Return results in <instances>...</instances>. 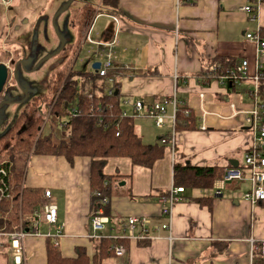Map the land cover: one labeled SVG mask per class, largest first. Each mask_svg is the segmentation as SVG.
I'll list each match as a JSON object with an SVG mask.
<instances>
[{
  "label": "crops",
  "instance_id": "0c3cea01",
  "mask_svg": "<svg viewBox=\"0 0 264 264\" xmlns=\"http://www.w3.org/2000/svg\"><path fill=\"white\" fill-rule=\"evenodd\" d=\"M118 1V8L113 9L103 5L102 0H81V15L86 5L91 7V12L83 33L80 22L66 26L72 28L65 38L66 45L71 44L70 56H74L72 49L80 43L76 62L88 43L92 50L88 54L93 57L83 73L91 74H98L93 69L95 63L102 65L111 56L110 73L114 74L108 79L107 92L118 84L121 104L142 102L146 106L176 96L178 106L190 110L195 128L176 131L172 106L168 107L163 128H158L151 118H140L153 121L160 130L135 125L145 145L167 142L164 157L152 168L135 166L127 158L77 157L70 164L65 157L31 155L23 184L29 189L51 192L52 198L48 201L57 206L58 224L55 227L41 222L39 233L26 238V264H47L48 238L59 243L66 258H76L78 248L86 249L88 256L94 257L95 239L90 238L94 162L102 163V176L110 182V204L103 210L109 223L99 234L104 239L127 242L124 256L109 257L101 264H251L252 259L259 261L258 253L252 252L250 240H264V202L252 206L243 200L252 189L250 182L246 179L231 183L217 192L215 184L220 178L213 189L184 191L174 186V167L175 164L218 167L222 173L231 163L244 167L252 133L242 112L252 106L253 84L250 79L238 85L215 80L207 83L198 75L212 66L216 58L237 60L239 66L247 61L249 76L255 74L257 46L246 35L259 30L264 39V3L256 19L242 10L251 0ZM46 3L47 0H15L8 9L0 5L10 14L9 20L0 21L16 31L20 30L19 25L25 24L31 29V22L39 20L41 12L48 9L49 3ZM261 65L264 73V59ZM89 78H81L80 90L84 97L93 92ZM123 109L129 111L132 106ZM176 189H180L181 201L173 205L170 216H165V199ZM201 198L212 199V210L196 202ZM132 218L150 221L147 225L137 224L133 231L134 238L145 234L144 239L131 240L128 222ZM164 225H171V230L163 229ZM58 229L64 235L62 238L55 237ZM10 263V254L5 250L0 254V264Z\"/></svg>",
  "mask_w": 264,
  "mask_h": 264
},
{
  "label": "trees",
  "instance_id": "16d2710c",
  "mask_svg": "<svg viewBox=\"0 0 264 264\" xmlns=\"http://www.w3.org/2000/svg\"><path fill=\"white\" fill-rule=\"evenodd\" d=\"M102 3L113 9L119 6L118 0H102ZM90 12L91 7L86 5L80 19L82 33ZM215 63H219L221 68L214 75H211L209 67L199 73V78L204 82L218 81L223 71L239 67L238 61L234 59L216 58L213 61V64ZM20 69L19 67L18 70ZM113 74L114 72H109L108 76L100 77L99 74L75 72L73 67L70 69L62 67L48 82L47 92L28 101L25 110L14 124L0 135V170L4 169L7 173L3 178L8 188V197L0 200V231L18 230L20 220L25 229H31L37 221L36 214L49 202L42 190L29 189L23 184L26 165L31 155L65 157L70 164H73L77 157H89L93 160L127 158L133 165L143 168H152L164 157L167 142L151 147L145 145L136 132L134 118L122 117L124 109L119 95V85L115 84L111 88L115 90L113 95L107 94L108 79H111ZM79 77L92 81V101L81 94ZM9 88L8 82L2 94L5 95ZM40 99L42 103H48L49 110L46 114L38 111L37 115H33L41 105ZM74 112L76 117L72 116ZM48 115L49 118H57L60 125L67 124L61 127L68 131V139H63L57 145L53 142V134L45 136L42 130V127L46 126L45 118ZM193 123L190 110L178 107L175 130L194 129ZM102 170V163L92 164V193L101 192L109 197L110 182L102 176ZM222 174L218 167L201 168L175 164L174 186L184 191L213 189L214 183ZM92 200L94 203L97 201L94 197ZM196 202L210 210L213 208L210 198H201ZM56 242L52 238L47 239V264H101L105 259L115 256V247L127 245L126 241L111 238L94 240L96 253L93 258L88 256L86 249L78 248L76 258L70 259L62 255Z\"/></svg>",
  "mask_w": 264,
  "mask_h": 264
},
{
  "label": "built area",
  "instance_id": "2783aa9c",
  "mask_svg": "<svg viewBox=\"0 0 264 264\" xmlns=\"http://www.w3.org/2000/svg\"><path fill=\"white\" fill-rule=\"evenodd\" d=\"M15 0H0V5L9 8L13 5ZM264 0H251L248 5L242 8V10L248 14H253L254 18H258L261 6ZM246 39L256 43L257 46V57H256V72L253 76H249L247 61H243L241 65L236 69H227L223 71L219 82L221 84L231 83L234 85L240 84L242 81L250 79L252 82L253 90L250 92V97L252 100V106L249 110L242 112L245 116V124L249 127L252 133V144L248 152L244 156V167H233L229 166L225 168L222 177L215 184V190L220 192L225 189L226 185L231 183H237L240 181L248 180L251 183L252 189L246 193L243 200L251 204L252 206L260 205L264 202V73L262 71L261 60L264 59V39H262L261 34L258 30L257 33L247 34ZM90 40V39H89ZM113 68V63L111 56L108 60L103 63L98 70V74L101 77L108 76L110 70ZM221 65L215 63L209 67L211 70V75H214ZM114 89L108 90L107 94L109 96L113 95ZM85 97L92 101L93 94L87 93ZM201 99L204 98L203 95L200 96ZM123 107L132 106V113L123 110L122 117L128 118H151L155 121L158 128H163L166 120V115L168 107H173V124L176 122V112L178 102L176 96L170 100H164L162 102H156L151 106H146L142 102H136L131 104L129 101L122 102ZM232 109L236 110L235 105L231 106ZM189 114V112H187ZM240 112H236V115ZM73 117H76V112L73 113ZM62 126H66V123H62ZM205 129V128H203ZM174 132V131H173ZM174 134V133H173ZM4 169L0 170V200L7 195V185L4 182L6 175ZM107 183L105 184V187ZM45 197L49 200L52 198L51 192L46 191ZM96 198L97 201L93 202V213L90 217V226L93 234L90 235L91 239L101 240L104 239L99 234L104 231L106 225L109 223V219L104 215L103 210L110 204V198L104 196L101 192L93 193L92 198ZM165 201L167 204L163 208V214L170 216L172 214V207L174 204L181 201L180 189L173 190L171 195H167ZM37 221L31 229H25L22 221L20 220L19 229L14 232H6L4 230L0 231V254H3L5 250L10 254V261L12 264H26V246L25 241L28 236L37 235L39 233V223L43 222L48 225L57 227L58 224V209L55 203L48 202L37 214ZM147 225L150 221L147 219H136L132 218L129 220V228L131 232V240L133 239H144L145 234L141 238H134L133 231L137 224ZM163 229L171 230V225H164ZM146 233V232H145ZM64 235L60 229L57 230L55 237L62 238ZM170 242L174 240L172 236L169 237ZM252 246V252H256L259 255L260 260L254 261L252 259L251 264H264V240H250ZM56 246L59 245L58 242L55 243ZM115 255L122 257L127 253V248L125 246H117L114 248Z\"/></svg>",
  "mask_w": 264,
  "mask_h": 264
},
{
  "label": "rangeland",
  "instance_id": "374dc122",
  "mask_svg": "<svg viewBox=\"0 0 264 264\" xmlns=\"http://www.w3.org/2000/svg\"><path fill=\"white\" fill-rule=\"evenodd\" d=\"M93 1L97 2V0ZM46 4L49 5L48 9L41 12L39 20L31 22V29L27 28L28 24H25L19 25V31H16V28H8V23L1 22L9 20L10 14L0 7V65H6L11 71L10 88L5 95H0V135L14 124L25 110L28 101L47 92V84L57 70L62 67L68 69L73 67L75 72L83 73L86 64L90 62L92 54H88V51L92 50L88 47V43L78 55L76 62L80 43L72 49L73 57L68 50L70 43L62 48L61 39H65L72 30L71 27L66 26H69L71 22L75 26L76 23L79 25L82 12L80 11L81 0H47ZM26 21L25 19L20 23L23 24ZM96 26H98L97 21L94 24L95 28ZM92 37L94 38L95 35ZM66 58L68 59L65 61ZM100 59L103 60V58ZM21 61H24V67L17 70L19 82L15 84L12 72L16 64ZM78 80L79 89H82L81 79ZM48 110V103L41 101L39 109L34 111L33 115H37L38 111L46 114ZM128 113L132 111L129 110ZM48 117L49 115L45 118L46 126L42 127L45 136L53 134V142L56 145L63 139H68V131L62 129L58 119ZM134 124L155 128L153 121L140 118H136ZM156 130L160 131L155 128Z\"/></svg>",
  "mask_w": 264,
  "mask_h": 264
},
{
  "label": "water",
  "instance_id": "95a60500",
  "mask_svg": "<svg viewBox=\"0 0 264 264\" xmlns=\"http://www.w3.org/2000/svg\"><path fill=\"white\" fill-rule=\"evenodd\" d=\"M66 9H67V7H66ZM61 40H62V48H64L65 45H66V40L63 39V38ZM22 66L24 67V61L18 62L16 64V66H15L14 71L12 72V74L14 75V79L16 80L17 83L19 82L18 75H17V70H18V67H22ZM100 67H101L100 63H95L93 65V69L96 72L99 70ZM10 75H11L10 69L6 65L1 64L0 65V95L4 92V90L6 88V85L8 84V82L10 80ZM231 164H232L233 167H238L239 166L238 163H231Z\"/></svg>",
  "mask_w": 264,
  "mask_h": 264
}]
</instances>
